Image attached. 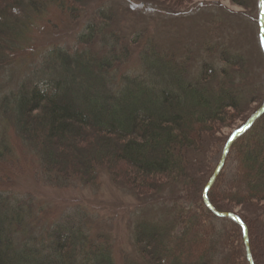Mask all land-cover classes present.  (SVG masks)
<instances>
[{
	"label": "trees",
	"instance_id": "16d2710c",
	"mask_svg": "<svg viewBox=\"0 0 264 264\" xmlns=\"http://www.w3.org/2000/svg\"><path fill=\"white\" fill-rule=\"evenodd\" d=\"M228 1L243 7L248 0ZM79 6L81 0H0V133H12L28 150L41 181L53 188L97 187L103 173L136 197L167 194L155 217L135 220L133 253L123 255V264H249L241 226L203 203L213 173L194 186L189 166L244 105L258 99L223 146L264 104V85L253 89L240 31L226 34L219 28L218 36L213 23L199 45L176 56L141 34L129 46L125 36L109 29L113 13L97 9L72 48L52 45L35 68L5 76L6 67L22 59L18 55L35 22L51 11L77 22ZM141 44L138 70L119 75L131 48ZM4 143L3 162L9 149ZM226 157L234 166L219 172L208 202L217 213L239 218L252 263L264 264V113ZM244 161L250 165L241 169ZM237 205L254 208L258 222L225 210ZM37 210L0 192V264H115L110 239L92 233L85 213L73 211L46 223L43 208Z\"/></svg>",
	"mask_w": 264,
	"mask_h": 264
},
{
	"label": "rangeland",
	"instance_id": "374dc122",
	"mask_svg": "<svg viewBox=\"0 0 264 264\" xmlns=\"http://www.w3.org/2000/svg\"><path fill=\"white\" fill-rule=\"evenodd\" d=\"M79 8L82 10L78 13L80 18L77 22H71L56 11H51L42 20L35 22L31 27V40L18 55L22 59L6 67L5 76L12 73L17 77L26 70L35 68L41 54L52 45L72 48L74 39L82 33L84 23L97 9H103L113 13L109 29L125 36L129 46L134 37L141 34L153 41L163 53L176 56L184 57L182 53L186 48L194 43L199 45L213 23H218V36L220 29L226 34L239 30V40L243 43L244 50L242 54L250 59L252 67V81L255 84L253 89L256 91V84H259L258 87L264 85V58L261 54L263 50L258 24L259 0H248L243 7L233 6L228 0H81V6L77 9ZM230 14L236 20H226L225 17ZM140 48L142 44L139 49L131 48V58L118 71L119 75L123 72L133 74L138 70ZM256 102L258 99L244 105L242 112L235 115L227 126L211 135L205 144L203 155L190 161L192 179L196 180L193 181L194 186H199L205 177L214 173L223 153L224 140L232 129L242 123V118L257 107ZM2 128L0 125V130ZM1 141L5 142L10 151L4 149L6 160L0 161V192L27 200L36 210L43 208L46 223L73 211L85 213L92 223V233L103 234L110 239L115 264H123V255L133 253L131 232L137 217L146 214L155 217L157 207L167 203L166 193L156 199L136 197L127 189L114 185L103 173L100 174L97 187L73 184L65 189L53 188L41 181L30 156L26 155L28 150L18 144L8 129L0 133ZM7 156L11 157L12 163H7ZM249 165V161H244L241 169ZM224 166L227 171L234 165L226 157ZM153 207L155 211L152 213ZM246 209L237 205L225 210L246 218L248 222H258V212L254 208L250 211ZM141 210L144 211L140 213ZM258 230L263 232L261 227ZM258 230L257 235L261 237L262 232L259 233ZM259 242L260 240L258 249Z\"/></svg>",
	"mask_w": 264,
	"mask_h": 264
},
{
	"label": "water",
	"instance_id": "95a60500",
	"mask_svg": "<svg viewBox=\"0 0 264 264\" xmlns=\"http://www.w3.org/2000/svg\"><path fill=\"white\" fill-rule=\"evenodd\" d=\"M259 35H260V39H261V45L262 48L264 50V16H263V7L261 6V0H259ZM264 113V104L262 106L261 109H259L248 121L247 123L242 126L239 130L233 132L229 139L227 140L224 148H223V153L221 156V159L219 161V164L217 165L213 175L211 176L209 182L207 183L204 191H203V195H202V199H203V203L206 206V208H208L211 212H213L216 216L218 217H227L230 218L231 220H233L234 222H236L237 224H239L243 230V238H244V244H245V250L247 253V259L249 264H253L251 261V257H250V253H249V249H248V239H247V231L245 226H243L242 222L239 220V218L235 217L232 214H226V213H217L212 206L210 205V203L208 202L207 199V194L210 190V188L212 187L217 175L219 174V172L222 170L224 163H225V159L227 156V153L229 151V148L231 146V144L242 134H244L249 128L250 126L254 123V121L260 117L262 114Z\"/></svg>",
	"mask_w": 264,
	"mask_h": 264
},
{
	"label": "snow or ice",
	"instance_id": "6c2138e0",
	"mask_svg": "<svg viewBox=\"0 0 264 264\" xmlns=\"http://www.w3.org/2000/svg\"><path fill=\"white\" fill-rule=\"evenodd\" d=\"M261 6L264 7V0H261Z\"/></svg>",
	"mask_w": 264,
	"mask_h": 264
}]
</instances>
